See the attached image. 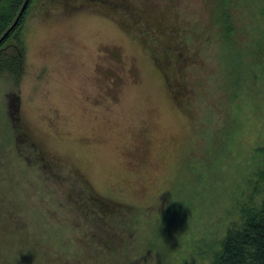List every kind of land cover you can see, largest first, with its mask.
Segmentation results:
<instances>
[{
	"label": "rangeland",
	"instance_id": "rangeland-1",
	"mask_svg": "<svg viewBox=\"0 0 264 264\" xmlns=\"http://www.w3.org/2000/svg\"><path fill=\"white\" fill-rule=\"evenodd\" d=\"M56 1L38 0L24 20L18 85L16 73H0V184L11 203L27 204L29 225L0 230V264L25 255L105 264L88 226H75L82 218L66 204L68 185L37 163L20 167L18 118L67 178L75 170L101 197L134 207L120 225L128 264H210L264 191V0L222 3L230 40L217 0ZM130 9L176 28L163 38L180 53L185 97H174L154 63L153 34ZM201 25L208 30L192 36Z\"/></svg>",
	"mask_w": 264,
	"mask_h": 264
},
{
	"label": "trees",
	"instance_id": "trees-1",
	"mask_svg": "<svg viewBox=\"0 0 264 264\" xmlns=\"http://www.w3.org/2000/svg\"><path fill=\"white\" fill-rule=\"evenodd\" d=\"M25 1L26 0H0V39L16 21ZM37 1L38 0H30L18 25L0 44V73L6 71L16 73L17 85L18 79L21 76L24 60V50L20 35L23 31L24 20L29 9L36 5ZM75 1L77 0H57L56 2L59 5H66L73 4ZM227 1L228 0H217L216 10L223 20V23L221 22L220 24L223 28L222 32L224 29H227L225 38L230 40L231 33L234 31L232 16L220 10L222 3L225 4ZM125 6L128 7L126 4ZM130 13H133L134 23L138 22L151 33L150 35L153 34L149 41H151L150 44L154 63L163 73L169 89L174 93V97L176 99L180 96L185 97V88H178L179 86H177L178 83L176 80V63L181 57L179 56L180 53L177 52L176 44H172L169 39L163 38L164 33L167 32L169 35L171 32L177 35L178 32H176V28L165 25L161 20L154 17H149L148 20L145 16H142L140 11L134 12L130 9ZM216 21L217 19L212 18L213 24L208 27L210 31H212L214 25H217ZM125 27L131 32L133 31V26L130 24L129 26L125 25ZM200 27L201 31L198 33H194L196 27L193 28L192 36H200L208 30H204L205 28L202 25ZM218 27L221 28L220 26ZM182 39L185 41V38ZM12 43L13 45L16 43L14 46L15 49L9 54L6 50ZM18 121L19 118L14 124L15 127H13L12 140L15 145L16 157L21 163L19 164L20 167L29 170L31 166H35L34 164L37 163V166L43 174L47 173L52 176H49L51 177V181L61 185H68L66 191V204L70 207V212L72 214L75 212L82 218V221L76 222L75 226H88L85 237L90 238L98 248L104 249L105 252H100L104 253L102 257L105 264H128L130 260L129 256L125 253V244L130 240V236L121 230L120 225L124 224L125 219L132 216L131 214L133 212L136 213L134 207L101 197L88 183L87 179L75 170L70 169L73 176H68V179L63 174L65 167L51 161L29 135L26 128ZM27 150L30 151V153H26ZM259 177V180L264 185V171L259 173ZM7 186V183L5 185L0 184V230L15 229L16 231H28L27 227H29V225L23 213L25 210L24 208H27V204L21 201H17L16 204L15 202L11 203V201L15 199L10 200V191ZM73 240L89 245L84 238L75 237ZM220 247L219 252L213 256V261L210 262V264H264V191L261 193V200L257 206L247 208L243 211L240 225L226 231ZM25 256L16 260V264H41L38 262L37 256H35L34 261L31 260V262H28L26 259L29 260V258H25ZM44 259L45 257L42 258V260ZM88 260L89 259L81 260V263L85 264ZM77 263L71 260L63 261V264Z\"/></svg>",
	"mask_w": 264,
	"mask_h": 264
},
{
	"label": "water",
	"instance_id": "water-1",
	"mask_svg": "<svg viewBox=\"0 0 264 264\" xmlns=\"http://www.w3.org/2000/svg\"><path fill=\"white\" fill-rule=\"evenodd\" d=\"M30 0H26L16 21L14 22V24L10 27V29L5 33V35L0 39V44L6 39V37L12 32V30L18 25L20 19L22 18L24 12L26 11V8L29 4Z\"/></svg>",
	"mask_w": 264,
	"mask_h": 264
}]
</instances>
